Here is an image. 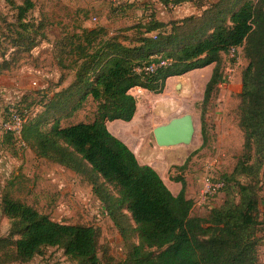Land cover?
I'll use <instances>...</instances> for the list:
<instances>
[{"label":"trees","instance_id":"trees-1","mask_svg":"<svg viewBox=\"0 0 264 264\" xmlns=\"http://www.w3.org/2000/svg\"><path fill=\"white\" fill-rule=\"evenodd\" d=\"M3 1L13 15L8 21L0 13V38L9 49L8 55L7 48L2 51L0 74L47 40L49 27L44 15L33 16V0ZM156 1L166 9L190 0ZM231 48H241L246 60L237 109L242 150L232 172L218 179L224 184L222 204L197 217L184 179L174 178L181 185L174 196L106 124L133 119L137 100L131 89L162 94L167 79L213 66L202 95L204 113L222 82L223 57ZM54 54L62 74L44 112L23 123L20 142L91 188L123 242L124 258L117 264H261L264 0H217L199 15L166 23L151 14L116 32L80 28L55 41ZM162 61L167 65L160 66ZM150 64L157 68L145 73ZM66 71L72 78L63 85ZM89 100L95 104L91 122L61 126ZM3 139L8 143L15 137L4 132ZM0 213L9 224L7 235L0 237V264H26L50 248L61 250L71 264H101L97 228L55 222L8 192L0 198Z\"/></svg>","mask_w":264,"mask_h":264},{"label":"rangeland","instance_id":"rangeland-1","mask_svg":"<svg viewBox=\"0 0 264 264\" xmlns=\"http://www.w3.org/2000/svg\"><path fill=\"white\" fill-rule=\"evenodd\" d=\"M34 17L44 15L49 24L47 40L42 41L16 67L0 74V198L8 192L51 220L70 225L92 226L99 230L98 257L101 264H117L124 258L125 248L117 230L106 216L91 188L73 172L37 158L16 139L3 141L2 126L10 109L28 119L44 112L46 103L58 83L60 71L54 60V43L65 34L80 28L103 26L110 32L120 31L153 14L162 22L177 21L201 11L217 0H190L174 8H163L156 0H33ZM0 13L12 20L13 12L0 0ZM7 44L0 38V57ZM1 59V58H0ZM246 66L242 53L232 64L223 57L222 82L218 84L204 113L201 111L204 79L209 70H196L179 78L175 86L170 82L166 93L155 95L148 91L135 94L137 100L136 129H145V135L129 133V146L141 164L150 165L173 190L174 178H187L193 191L192 215L205 217L209 210L224 200L223 191L207 203L200 198L201 182L208 176L222 180L236 164L243 145V134L238 128V105L241 90V72ZM211 66L210 69H212ZM68 84L72 74L65 72ZM178 86V88L176 87ZM43 98V99H42ZM43 101V102H40ZM27 105L29 106L28 108ZM95 104L89 100L82 110L61 121V126L88 123L93 119ZM191 114L195 133L190 145L161 148L154 141L153 128L174 117ZM204 135V141L202 139ZM178 151L174 159L166 156ZM179 165H174V163ZM184 165V166H183ZM175 167H183L176 170ZM262 210L264 212V168L260 175ZM200 206H197L199 203ZM8 220L0 213V237L7 235ZM258 249L264 264V231ZM26 264H71L61 250L50 248Z\"/></svg>","mask_w":264,"mask_h":264},{"label":"built area","instance_id":"built-area-1","mask_svg":"<svg viewBox=\"0 0 264 264\" xmlns=\"http://www.w3.org/2000/svg\"><path fill=\"white\" fill-rule=\"evenodd\" d=\"M240 54H241V48H231L228 52L227 57L229 60L236 61ZM167 63H168L167 61H162L160 63V66H165L167 65ZM156 68L157 66L155 64H150L147 67H145L143 71L145 73H153ZM131 90L133 92L132 95L134 97H135V94L139 95L144 91L143 89L139 87L133 88ZM27 119L28 118L26 116L21 115L20 113H18L17 111L13 109H10L9 119L6 122H4L2 126V131L11 132L14 135L16 141L20 142L21 127ZM21 144L24 145L23 143ZM223 186L224 184L222 181L210 179L208 176L204 177L201 182V189H200V198H201L202 203H207L211 198L217 195L218 192L221 191Z\"/></svg>","mask_w":264,"mask_h":264},{"label":"crops","instance_id":"crops-1","mask_svg":"<svg viewBox=\"0 0 264 264\" xmlns=\"http://www.w3.org/2000/svg\"><path fill=\"white\" fill-rule=\"evenodd\" d=\"M207 70H209V73L207 74V76H206V78L204 79V87H205V84L208 82V80H209V78H210V76H211V72H212V69H210L211 68V66H208V67H205ZM205 68H203V70H205ZM213 68V67H212ZM200 70H202V69H200ZM196 71V70H195ZM190 73H193V71L192 72H190ZM186 76H188L187 74H185ZM185 75H183V76H185ZM183 76H180V77H171V78H169V79H167L166 80V82H165V88H164V93H166V91H167V88H168V84L171 82L172 83V85L173 86H175L176 84H178L177 82L178 81H176V80H179V78H181V77H183ZM176 87H178V86H176ZM145 91V90H144ZM143 91V92H144ZM130 93L131 94H133V92H132V90L130 91ZM163 93V94H164ZM136 119V113H135V115H134V117H133V119L130 121V122H123V121H113V122H107V124H106V127H107V129H108V131L113 135V136H115L117 139H119L120 141H122L131 151H132V149H131V147L129 146V140H128V138H129V133H132V134H134V132H135V130H136V132H137V134L138 135H145L146 133H145V129H136V126H135V124H134V122L136 121L135 120ZM171 148V147H170ZM133 152V151H132ZM134 153V152H133ZM167 155V157L168 156H170L169 157V159L170 158H172L173 159V157H174V159L179 155V153H178V151H174V152H172V151H169L168 153H166ZM135 155V154H134ZM171 160V159H170ZM174 163V162H173ZM141 164V163H140ZM145 165H148V164H145ZM174 165H179L178 163H174ZM150 166V165H149ZM151 167V166H150ZM161 178V177H160ZM162 179V178H161ZM184 181H185V183H186V196H187V198L188 199H191L192 201H193V198H194V195H193V191H192V189H191V187H190V185H189V181H188V179L187 178H184ZM164 182V181H163ZM165 184V183H164ZM166 185V184H165ZM173 185H174V188H173V190H170L169 189V191L174 195V196H176L178 193H179V191H180V189H181V185L179 184V183H175V182H173ZM167 187V186H166ZM168 188V187H167ZM193 203H194V201H193ZM199 204L197 205V206H200V204H202V203H200V202H198ZM193 207H195V205L193 206Z\"/></svg>","mask_w":264,"mask_h":264},{"label":"water","instance_id":"water-1","mask_svg":"<svg viewBox=\"0 0 264 264\" xmlns=\"http://www.w3.org/2000/svg\"><path fill=\"white\" fill-rule=\"evenodd\" d=\"M194 133L195 128L191 114L174 117L152 130L154 141L161 148L188 146L192 142Z\"/></svg>","mask_w":264,"mask_h":264}]
</instances>
